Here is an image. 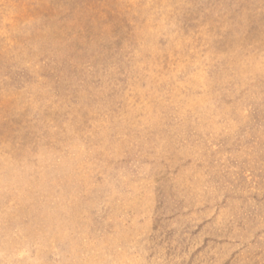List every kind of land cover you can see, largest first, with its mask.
<instances>
[{
  "label": "rangeland",
  "instance_id": "obj_1",
  "mask_svg": "<svg viewBox=\"0 0 264 264\" xmlns=\"http://www.w3.org/2000/svg\"><path fill=\"white\" fill-rule=\"evenodd\" d=\"M0 264H264V0H0Z\"/></svg>",
  "mask_w": 264,
  "mask_h": 264
}]
</instances>
